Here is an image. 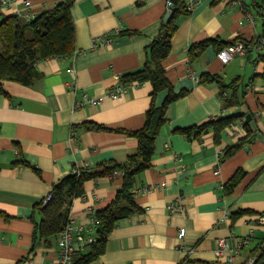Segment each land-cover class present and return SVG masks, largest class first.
Returning <instances> with one entry per match:
<instances>
[{"label":"crops","instance_id":"crops-1","mask_svg":"<svg viewBox=\"0 0 264 264\" xmlns=\"http://www.w3.org/2000/svg\"><path fill=\"white\" fill-rule=\"evenodd\" d=\"M30 1L28 8L24 0L0 5V21L16 12L36 16L59 3ZM263 5L264 0H202L179 18L163 66L172 91L183 94L166 108L151 167L135 177L139 211L119 220L105 251L91 264H225L215 255L218 240L238 244L249 237L237 258L242 262L250 256L252 242L264 238V226L256 222L264 213V142L256 134L224 157L225 148L244 136L243 126L235 122L218 139L213 128L192 137L180 131L226 112L219 84L200 81L210 74L246 86L244 103L227 112L254 113L264 134V48L255 43L264 36ZM169 8L167 0H75L74 53L39 61L31 85L2 82L0 264H54L58 237L37 247L33 239L43 217L40 205L55 184L76 167L125 163L137 152V138L124 131L144 126L154 89L149 81L125 84L121 78L144 68ZM117 29L121 35L116 42L103 45V38ZM236 39L255 44L223 62L219 48ZM206 40V49L191 61L190 47ZM119 87L121 96L113 98L111 91ZM85 94L100 102L77 106ZM168 94L166 89L158 92L156 105ZM238 170L245 176L225 196L222 185ZM122 184L119 172L89 180L85 194L72 204L71 217L88 227L91 211L109 205ZM238 210L251 214L232 224L229 215ZM180 230L186 231L182 239Z\"/></svg>","mask_w":264,"mask_h":264},{"label":"trees","instance_id":"trees-1","mask_svg":"<svg viewBox=\"0 0 264 264\" xmlns=\"http://www.w3.org/2000/svg\"><path fill=\"white\" fill-rule=\"evenodd\" d=\"M75 0H59V3L51 10L36 15L31 19L17 14L4 17L0 21V91L3 81H14L24 85H31L38 76L36 64L46 58L70 56L76 49L75 25L71 12ZM173 15L168 21H163L159 34L152 38L149 45V59L142 70L126 74L121 78L123 83L151 82L153 86V103L146 113V121L142 128L124 133L137 138V152L130 156L125 163L114 162L104 164L97 168H77L55 184L51 191V199L40 205L42 220L37 224L33 239V247L39 243L50 245L55 237L66 227L69 222L72 204L75 199L85 194L86 183L89 180L101 176L112 175L119 172L123 178L122 188L109 205L97 209L93 217L98 225L96 229V241L88 249L78 251L72 264H91V262L105 251V245L109 234L113 231L119 220L130 217L139 211L134 201L136 176L151 167L153 154L155 153V141L160 134V129L166 118L167 106L180 97L172 91L170 80L166 76L163 62L168 57L172 47V37L177 29L178 20L181 16L190 14L191 10L185 5V0H171ZM264 9V5L261 6ZM121 35V32L119 36ZM239 40L223 42L222 49ZM243 41V40H242ZM210 40L193 44L189 49V57L194 61L201 52L206 49ZM249 48L253 44L263 42L264 36L250 43L243 41ZM218 50V52H219ZM264 60V54H262ZM264 78V74L262 75ZM203 83L216 81L224 96V109L226 112L217 118H213L201 125L180 129L182 133L192 137L197 133L207 132L210 128L215 130V135L221 137L222 131L232 127L239 119L245 118L248 113L242 115L230 114L228 109L235 110L244 103L245 88L239 79L231 82L223 81L217 75L203 74L200 78ZM168 90L169 94L165 102L158 106L155 103L156 96L161 90ZM226 94V95H225ZM255 120V114L251 113ZM98 128H101L98 126ZM245 134L233 146L226 147L224 157L231 156L235 151L256 136L248 122H244ZM179 130V129H178ZM245 172L238 170L227 182L222 185L225 196L235 192L241 183ZM249 211L238 210L231 212L229 218L232 224L245 216ZM261 213L259 215H262ZM258 215V216H259ZM256 217V219L258 218ZM256 256V264H264V238L256 243L250 250V256Z\"/></svg>","mask_w":264,"mask_h":264},{"label":"built area","instance_id":"built-area-1","mask_svg":"<svg viewBox=\"0 0 264 264\" xmlns=\"http://www.w3.org/2000/svg\"><path fill=\"white\" fill-rule=\"evenodd\" d=\"M12 0H0L1 6H9ZM168 6H172V1L167 0ZM202 0H185V5L191 11L199 4ZM25 6L30 7L31 1L24 0ZM29 12V11H28ZM17 15L31 19L33 16L31 13L16 12ZM121 30L117 29L113 32L107 34L102 41V44L109 46L116 42V39L119 37ZM261 48H264L263 42L259 45ZM247 47L243 41H237L235 44H231L219 50L218 57L225 63L230 62L234 59L237 54H244ZM122 94V87L114 89L111 91V96L117 98ZM97 99L84 95L82 100L77 101V106L84 104L98 103ZM245 118L239 119L236 121V124L240 127L243 126ZM233 128V127H230ZM219 169L215 170V173L218 174ZM51 199V194L46 197L44 203H47ZM177 207H173L172 211H176ZM96 210H92L90 215V224L88 227L85 224L77 222L74 218L71 217L66 227L59 233L58 236V256L55 259L54 264H72L74 255L82 250L88 249V247L96 241V229L98 227L93 214ZM258 226H264V214L259 215L256 219ZM186 235L185 230H180L179 238L182 239ZM249 237L239 239L238 244H233L225 238H220L218 240L217 247L215 249V255L217 258H223L225 264H256V256L252 255L247 257L244 261L239 262L237 258L241 256L243 248L248 245ZM179 249L185 251L186 246L184 243L179 244ZM194 248H191L190 251H193Z\"/></svg>","mask_w":264,"mask_h":264},{"label":"water","instance_id":"water-1","mask_svg":"<svg viewBox=\"0 0 264 264\" xmlns=\"http://www.w3.org/2000/svg\"><path fill=\"white\" fill-rule=\"evenodd\" d=\"M172 15H173V8L170 7L165 16V21H168L172 17ZM235 115H239V116L242 115L241 110L236 111ZM245 121L248 122L251 130L257 134L258 138L264 142V134L260 132V130L258 129V125L256 123L254 116L251 113L246 114Z\"/></svg>","mask_w":264,"mask_h":264},{"label":"rangeland","instance_id":"rangeland-1","mask_svg":"<svg viewBox=\"0 0 264 264\" xmlns=\"http://www.w3.org/2000/svg\"><path fill=\"white\" fill-rule=\"evenodd\" d=\"M255 245H256V243L255 242H252V244L250 245V247L255 246Z\"/></svg>","mask_w":264,"mask_h":264}]
</instances>
